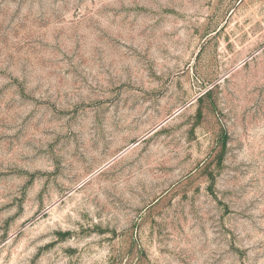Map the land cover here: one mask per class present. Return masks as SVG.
Segmentation results:
<instances>
[{
    "label": "rangeland",
    "instance_id": "374dc122",
    "mask_svg": "<svg viewBox=\"0 0 264 264\" xmlns=\"http://www.w3.org/2000/svg\"><path fill=\"white\" fill-rule=\"evenodd\" d=\"M0 264H264V0H0Z\"/></svg>",
    "mask_w": 264,
    "mask_h": 264
}]
</instances>
